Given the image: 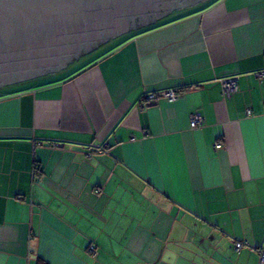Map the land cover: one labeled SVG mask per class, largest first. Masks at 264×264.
I'll return each instance as SVG.
<instances>
[{
    "label": "crops",
    "instance_id": "obj_1",
    "mask_svg": "<svg viewBox=\"0 0 264 264\" xmlns=\"http://www.w3.org/2000/svg\"><path fill=\"white\" fill-rule=\"evenodd\" d=\"M167 16L1 91L0 264H261L264 0Z\"/></svg>",
    "mask_w": 264,
    "mask_h": 264
},
{
    "label": "water",
    "instance_id": "obj_2",
    "mask_svg": "<svg viewBox=\"0 0 264 264\" xmlns=\"http://www.w3.org/2000/svg\"><path fill=\"white\" fill-rule=\"evenodd\" d=\"M175 4L172 0H0V76L22 80L56 72L79 59L81 48L89 53L98 48L91 45L98 40L105 43L150 25L170 14Z\"/></svg>",
    "mask_w": 264,
    "mask_h": 264
},
{
    "label": "built area",
    "instance_id": "obj_3",
    "mask_svg": "<svg viewBox=\"0 0 264 264\" xmlns=\"http://www.w3.org/2000/svg\"><path fill=\"white\" fill-rule=\"evenodd\" d=\"M256 77L261 81L264 82V70L258 71L256 73ZM239 81L240 77L235 76V77H230V78H224L221 79V86H222V91L223 94L226 97H229L233 92L237 91L239 88ZM178 98V93L176 90L170 89V90H163V91H157V92H151L148 93L145 96V101L148 104L156 103L160 99H166V100H176ZM247 115L252 114V109L248 108L246 110ZM204 123V118L200 113H193L190 118V124L191 127H199ZM215 146L217 148H220L222 145L221 143H216ZM245 246V243L242 241H238L235 243V250L239 252L243 247ZM90 251L93 254H97V249L94 246L90 247ZM260 252V263L264 264V251L259 250Z\"/></svg>",
    "mask_w": 264,
    "mask_h": 264
},
{
    "label": "flooded vegetation",
    "instance_id": "obj_4",
    "mask_svg": "<svg viewBox=\"0 0 264 264\" xmlns=\"http://www.w3.org/2000/svg\"><path fill=\"white\" fill-rule=\"evenodd\" d=\"M192 1H194V0H183L182 2H181V5H182V7H186V6H190V5H188V3H190V2H192ZM172 2L175 4L176 3V0H172ZM181 5H176L175 4V6L173 7L174 8V10H177L178 8V6H181ZM191 5H193V3L191 4ZM182 7H180V8H182ZM173 10V11H174ZM113 39V38H112ZM112 39H110V40H112ZM109 40V41H110ZM109 41H107V42H109ZM104 40L101 42V41H97L96 42V44L94 43H92L91 45H93V46H98V47H100L101 45H103L104 43ZM107 42H105V43H107ZM84 49V50H83ZM83 51V52H82ZM79 58H81L82 56H84V55H86L87 53H85V48L83 47V48H81V50H79ZM48 54V53H47ZM75 60H77L76 58H75ZM74 60V61H75ZM73 61V62H74ZM52 72H55V71H45V72H41V74L40 75H38V76H31V77H28V78H22V80L21 79H19L20 77L19 76H14V77H12V78H7V79H5L4 80V78H3V76H0L1 78H0V87H3V88H5V87H9V86H11V85H16L17 83H20V82H24V81H30V80H33V79H35V78H37V77H40V76H44V75H47V74H49V73H52Z\"/></svg>",
    "mask_w": 264,
    "mask_h": 264
},
{
    "label": "rangeland",
    "instance_id": "obj_5",
    "mask_svg": "<svg viewBox=\"0 0 264 264\" xmlns=\"http://www.w3.org/2000/svg\"><path fill=\"white\" fill-rule=\"evenodd\" d=\"M170 16H171V15H170ZM167 17H168V16H167ZM129 33H130V32H129ZM126 34H128V33H126ZM126 34H123V35H121V36H119V37H117V38H114V39L110 40V41L107 42V43H104L103 45H101L100 47L94 49L93 51L89 52V53L86 54V55H88L89 57L92 58V56L94 57V55L96 56V55H98V54H102L103 52H105V51H107V50L113 48L115 45H117V44L119 43V41H120L121 39H123V38H121V37H122V36L124 37V35H126ZM86 55H85V56H86ZM88 56H87V57H88ZM81 59H82V58H81ZM87 61H89V58H85V57H83V59H82L81 61H79L78 59L75 60V61H74V64H73V62H72L70 68H68V69H64L62 72H60V73H61V76L68 75L70 72H72V71L78 69L79 67L84 66V64H85ZM75 62H76V63H75ZM60 70H62V69H60ZM60 70H59V71H60ZM58 75H59V73H58ZM3 89H4L3 87H0V93H1V91H2Z\"/></svg>",
    "mask_w": 264,
    "mask_h": 264
}]
</instances>
